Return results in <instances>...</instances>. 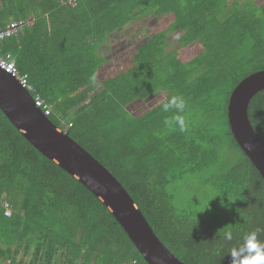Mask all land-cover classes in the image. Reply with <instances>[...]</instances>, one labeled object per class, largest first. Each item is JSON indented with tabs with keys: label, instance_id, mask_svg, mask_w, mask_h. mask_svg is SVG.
<instances>
[{
	"label": "trees",
	"instance_id": "1",
	"mask_svg": "<svg viewBox=\"0 0 264 264\" xmlns=\"http://www.w3.org/2000/svg\"><path fill=\"white\" fill-rule=\"evenodd\" d=\"M0 0V28L32 19L0 39L16 67L51 106L49 119L97 159L131 196L159 240L185 264H231L241 237L264 229V180L231 133L234 87L264 69V3L242 0ZM171 13L169 29L138 44L132 63L108 76L100 52L115 31L145 12ZM202 50L182 61L166 50ZM157 93L139 115L128 106ZM172 95L187 102L188 128L164 124ZM264 142V89L248 105ZM70 124V126H68ZM196 177L207 205L185 208L175 184ZM0 264H148L106 206L38 151L0 109ZM233 240H224L225 231ZM264 241V231L258 233Z\"/></svg>",
	"mask_w": 264,
	"mask_h": 264
},
{
	"label": "water",
	"instance_id": "2",
	"mask_svg": "<svg viewBox=\"0 0 264 264\" xmlns=\"http://www.w3.org/2000/svg\"><path fill=\"white\" fill-rule=\"evenodd\" d=\"M262 89L264 69L244 77L230 93L227 119L236 143L264 180V142L248 116L251 98ZM0 109L27 141L75 177L106 206L148 264H185L159 240L131 196L110 171L57 127L34 104L32 95L1 68Z\"/></svg>",
	"mask_w": 264,
	"mask_h": 264
},
{
	"label": "rangeland",
	"instance_id": "3",
	"mask_svg": "<svg viewBox=\"0 0 264 264\" xmlns=\"http://www.w3.org/2000/svg\"><path fill=\"white\" fill-rule=\"evenodd\" d=\"M250 7L264 3V0H242ZM173 22L171 13L155 15L147 11L140 18L134 19L123 28L113 32L100 48V52L109 61L99 69L100 76H108L115 72H120L129 67L132 63V54L138 44L145 40L149 35L160 30L169 29ZM176 32H170L167 38L166 50H178L182 61L189 60L191 57L201 52L199 45L191 47H180ZM163 94L157 93L145 100H137L128 106V110L134 114L147 110L149 107L158 103ZM176 202L185 208L194 209L195 207L204 208L209 199L201 197L203 189L201 182L196 177L185 178L179 185L175 184ZM7 262V261H6Z\"/></svg>",
	"mask_w": 264,
	"mask_h": 264
},
{
	"label": "clouds",
	"instance_id": "4",
	"mask_svg": "<svg viewBox=\"0 0 264 264\" xmlns=\"http://www.w3.org/2000/svg\"><path fill=\"white\" fill-rule=\"evenodd\" d=\"M187 102L181 95H172L166 102L162 104L164 112L174 110V114L170 118L164 120V124L168 127L178 126L181 132L188 128L185 116ZM264 231L262 228H255L252 231L245 233L241 239L243 244L239 242L230 250L231 264H264V241L258 239V233ZM224 240H233V233L225 231Z\"/></svg>",
	"mask_w": 264,
	"mask_h": 264
},
{
	"label": "built area",
	"instance_id": "5",
	"mask_svg": "<svg viewBox=\"0 0 264 264\" xmlns=\"http://www.w3.org/2000/svg\"><path fill=\"white\" fill-rule=\"evenodd\" d=\"M69 3L74 6L76 1L69 0ZM32 22L31 18L20 19L16 21H11L7 23L4 27L0 28V39L12 35H16L18 31ZM0 68L10 74L14 79L18 81V83L24 87L33 97L34 104L39 107L45 115H48L51 112V106L46 103L37 93L29 82L28 75L26 73L21 72L15 64L14 59L10 53H3L0 49ZM70 126V124H68ZM3 206L5 208V215H10V204L6 201L0 202V207ZM7 261V262H6ZM6 264H10L9 260H6Z\"/></svg>",
	"mask_w": 264,
	"mask_h": 264
},
{
	"label": "crops",
	"instance_id": "6",
	"mask_svg": "<svg viewBox=\"0 0 264 264\" xmlns=\"http://www.w3.org/2000/svg\"><path fill=\"white\" fill-rule=\"evenodd\" d=\"M28 75V74H27ZM30 82V81H29Z\"/></svg>",
	"mask_w": 264,
	"mask_h": 264
},
{
	"label": "bare ground",
	"instance_id": "7",
	"mask_svg": "<svg viewBox=\"0 0 264 264\" xmlns=\"http://www.w3.org/2000/svg\"><path fill=\"white\" fill-rule=\"evenodd\" d=\"M24 88V87H23Z\"/></svg>",
	"mask_w": 264,
	"mask_h": 264
}]
</instances>
